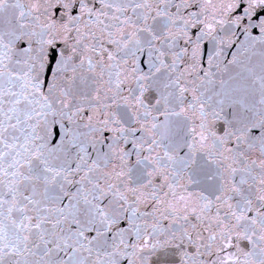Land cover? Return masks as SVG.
<instances>
[{
	"label": "snow or ice",
	"instance_id": "snow-or-ice-1",
	"mask_svg": "<svg viewBox=\"0 0 264 264\" xmlns=\"http://www.w3.org/2000/svg\"><path fill=\"white\" fill-rule=\"evenodd\" d=\"M0 264H264V0H0Z\"/></svg>",
	"mask_w": 264,
	"mask_h": 264
}]
</instances>
